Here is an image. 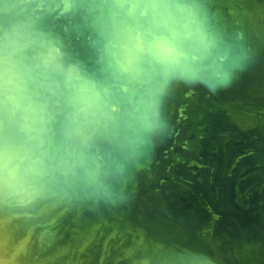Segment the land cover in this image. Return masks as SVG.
<instances>
[{"label":"clouds","instance_id":"clouds-1","mask_svg":"<svg viewBox=\"0 0 264 264\" xmlns=\"http://www.w3.org/2000/svg\"><path fill=\"white\" fill-rule=\"evenodd\" d=\"M68 25L87 56L67 47ZM244 40L214 23L207 0H0V194L124 199L174 87L228 86L248 63Z\"/></svg>","mask_w":264,"mask_h":264},{"label":"water","instance_id":"water-1","mask_svg":"<svg viewBox=\"0 0 264 264\" xmlns=\"http://www.w3.org/2000/svg\"><path fill=\"white\" fill-rule=\"evenodd\" d=\"M207 6L217 26L244 33V70L214 93L174 87L168 126L129 165L124 199L53 189L22 204L0 194V264H160L173 250L184 264H264V0ZM65 31L69 50L87 56Z\"/></svg>","mask_w":264,"mask_h":264}]
</instances>
